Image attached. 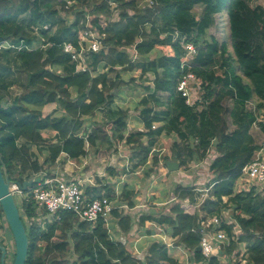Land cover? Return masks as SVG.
<instances>
[{
  "label": "trees",
  "instance_id": "trees-1",
  "mask_svg": "<svg viewBox=\"0 0 264 264\" xmlns=\"http://www.w3.org/2000/svg\"><path fill=\"white\" fill-rule=\"evenodd\" d=\"M67 1L73 2L69 10L65 9ZM151 1L152 5L141 8L138 0H114L119 5V19L108 22L99 16H111L113 10L107 3L97 5L95 0H0V84L7 89L6 79L12 72L7 58L11 52L15 55V67L27 76L24 91L9 104L0 93L1 162L10 181L23 183L54 168L62 153L80 163L88 155L84 135H88L89 149L95 153L110 151L117 142L126 141L132 150V169L149 167L151 172L160 162L158 153L150 160V152L163 136L177 135L170 160L177 161L180 168L204 160L214 148L217 156L209 169L214 179L208 185V197L200 212L188 214L177 202L170 214L156 219L143 214L137 224L143 227L146 222H155L165 227L175 244L194 252L196 260L202 261L201 236L192 231L197 227L199 215L221 216L231 211L243 231L240 240L247 244L250 264H264V189L259 192L253 187L246 193L236 192L243 168L260 149L252 134L256 123L264 136V8L252 7L246 0ZM91 4L92 24L106 34L105 49L91 55L92 71L79 73L76 63L63 51V45L76 44L80 39L81 18ZM199 7L200 16L196 12ZM60 10L76 12L74 22L67 24ZM222 12L228 18L229 42L220 43L207 36L215 26L216 16ZM175 31L184 35L186 43L198 47L190 70L181 68L184 49L174 42ZM138 39H142L137 46L138 54L146 60L140 69V84L144 85L147 74H151L154 89L146 86L147 95L135 106L141 109L143 130L126 135L130 109L116 105L119 94L115 95L114 90L124 82L121 74L137 70L126 48ZM8 43L16 48H8ZM116 68L121 71L115 80L109 81V72ZM188 71L197 78L194 92L202 94L193 106L186 103L177 89ZM134 82L131 79L126 84ZM252 101L256 110L249 107ZM51 104H56V110L45 115L44 107ZM103 109L106 122L90 127L91 119ZM262 111L263 121L258 122ZM45 131L56 132V141L48 143L43 136ZM196 189L179 185L174 194L179 201L197 204L202 194ZM86 194L117 199L130 208L135 206L127 186L120 190L119 196L110 186L100 190L88 188ZM20 211L29 238L26 264H71L66 256L69 257L72 247L76 256L72 264L179 262L172 255L175 251L162 241L149 247L144 263L139 261L122 241L112 236L103 220L92 225L79 222L72 213L61 212L52 223L42 227L36 221L39 217L32 202L23 203ZM0 216L3 230L8 222L1 206ZM24 216L29 222H25ZM112 217L121 233L127 235L134 229L131 215L113 211ZM222 228L232 235L233 226ZM10 234H0L2 245L5 246V239H11ZM236 248L241 246L233 243L226 253L230 255ZM1 254L0 251V264ZM208 264L219 263L213 257Z\"/></svg>",
  "mask_w": 264,
  "mask_h": 264
},
{
  "label": "built area",
  "instance_id": "built-area-1",
  "mask_svg": "<svg viewBox=\"0 0 264 264\" xmlns=\"http://www.w3.org/2000/svg\"><path fill=\"white\" fill-rule=\"evenodd\" d=\"M95 1L97 2V5L107 3L110 9L113 10L111 16L100 15V19L108 22L117 21L119 19L120 10L118 3L114 2V0ZM138 3L139 7H142V4L139 2V0ZM144 4V6H147V4L152 5L153 3L151 0H145ZM72 5V1H67L65 9L69 10ZM89 7L93 8L94 6L93 4H91V6ZM87 8H85L83 12V17L81 18L80 22L82 28L80 31V39L77 41L76 44L73 42H66L63 45V51L66 54L70 55L72 61L76 63V72L79 73L92 71V67L89 65V59L91 55L99 53L100 51L105 49L104 41L106 39V34L100 32L96 27L93 26L92 23L94 17L91 13L92 9L88 10ZM66 10H60V15L62 12H67ZM45 29H48V27H45ZM35 34L39 35L38 29H35ZM173 38L174 42H176L178 45H182L184 49V59L181 65L182 70H190L192 68L194 57L197 54L198 47L195 46L193 43H186L184 35H181L178 31H175ZM141 42L142 39H138L134 45L126 48V53L129 55L133 63H137L140 59V56L137 51V46L140 45ZM7 45L8 48H16L12 44L8 43ZM27 49L29 51L33 50L30 48ZM147 77L148 81L144 83H146L148 87L154 89V76H151V74H147ZM195 83H197L196 75L192 71H188L187 73H185L184 77L179 82L177 88L178 91L182 94V96L186 98V103L190 106H193L195 104V101H193V94L196 93V91L194 92ZM19 95H14L12 98H9V101H11L13 98L18 97ZM198 100L200 101L201 98ZM258 117V122H262L263 111L258 114ZM255 125L258 124L256 123ZM84 137L86 143V150L88 152V135H84ZM118 143H122V147H124L123 150H120L118 152V156L122 157L125 160L124 166L126 168V171H129L132 168L130 167L131 156L128 154L129 152H127L126 141ZM212 151L216 153L214 148L210 149L207 158L200 162H196L195 167H200L201 164L208 163L209 160L213 161L217 156V153L216 156H214L212 159ZM155 153H158L160 167L162 169H165L166 163L163 158L165 154L164 150L153 148L150 152V160ZM61 156L66 157L69 160L70 164H72L76 168H82L88 165L87 156L81 158V166H79L75 161H72L67 156V154L62 153ZM59 160L60 157L56 161V164ZM37 177H40L41 181L37 184L34 183V185L32 187H29L27 191L22 190L19 182L12 180L9 187V191L14 197L17 204V197L21 199L22 204L29 202H32L34 204V207L36 208V213L39 217L36 219V221L42 227H45L47 223H52L55 220L54 216H56L57 214L61 212H69L72 213L78 219V221L82 223L84 222L95 225L99 220H103L105 223V227L109 230V232H111L110 220L113 211H118V213L123 215H127L130 211V207L127 203H118L117 199L111 200L106 196L89 197L86 194L87 185H85L80 179H68L65 175L53 173L52 169L49 171L41 172L39 175L35 176V178ZM95 177H98V175H91L90 178L87 180V182L90 183V185H88L89 188H96L92 186L94 184V181L96 180ZM253 187H255L259 192H261L263 189L262 187H264V142L260 144V149L255 153L252 161L243 168L242 175L236 185V192L246 193L251 191ZM196 190L203 193L200 202L196 205H193L189 201L185 200L184 204L181 205V208L186 213L191 215H195L196 213L200 212L198 208L201 207L202 203L208 197L209 193L208 187H205L204 190H198V188ZM115 192L116 196H119L120 188L117 187ZM176 199L177 197L175 196V194L172 195L171 201H174ZM229 213L231 214V216L228 217L227 215ZM224 225L233 226L231 236L227 233L226 229L222 228ZM164 230L165 227L161 226L158 228L159 237H162L161 235ZM192 231L199 233L201 236L199 249L202 255V261L196 260L194 252L187 250L184 246H180L179 248H181V250H183L182 248H184V254L186 256V259L184 262H178L176 264H208V261L213 257L217 258L219 264H250L247 244L240 240L243 231L236 222L235 218L232 217L231 211L224 212V214L221 216L212 215L204 217L202 214H200L197 219V227ZM171 239L172 242L168 244L166 242L165 237L164 239L162 237V241L164 240V243L168 246V248L174 246L175 239ZM233 243L238 244V246H241V248H236L232 252V254L228 255L226 253V249L230 248ZM128 250L131 251L130 249ZM68 254L69 256L75 255L73 247L68 252ZM132 254L139 261H143V263L145 262V259L148 255V253H146L144 254V256H142L141 253H139L135 249ZM75 260L76 258L73 259L70 263L72 264Z\"/></svg>",
  "mask_w": 264,
  "mask_h": 264
},
{
  "label": "crops",
  "instance_id": "crops-1",
  "mask_svg": "<svg viewBox=\"0 0 264 264\" xmlns=\"http://www.w3.org/2000/svg\"><path fill=\"white\" fill-rule=\"evenodd\" d=\"M153 58L154 55L152 56V59ZM145 61V59H142L140 57V59L136 63V71H140ZM119 71H121V68H116L114 71L109 72L108 80H115ZM126 75L128 74L125 73L119 76L125 83L123 82L118 90H114V93L115 95L119 94V96L115 100L116 105H123L130 109L128 127L126 132V135H128L130 133H135L139 130H143L144 126L140 118L141 109L135 110L136 108L134 107V104L137 105L142 97L146 96L148 92L145 89V87L147 86L146 83H143L144 85L140 84L139 86V82L137 81L135 84L137 90L136 95L122 101L121 99L125 98L124 96H126V94H129L128 92H130L128 91L130 86L126 84ZM130 96H132L131 93ZM132 99H135L137 103L132 102ZM55 105L56 104H51L44 107L43 113L45 115H52L53 113L50 114V108ZM56 108L54 110H56ZM155 111L158 112L160 110L159 108H155ZM105 119L106 112L105 109H103V111L101 110L97 113L93 120L91 119V124H93L94 121H102L104 123L106 122ZM43 136L48 141V143H53L56 141V132L54 131H45L43 132ZM177 139L178 137L176 134L163 136L157 141V144L154 147L164 150L165 156L170 155L171 157L172 146ZM115 148L116 147H114L110 151L101 150L97 153L89 149L87 160L90 165L82 168L74 167L72 164H70L69 160L66 157L60 156V160L58 161L57 165L52 168V170L53 173L65 175L68 179H80L85 185H87V189L89 188L88 185H90L87 180L91 175H98V177L100 178L96 179L94 181V184L92 185L93 187H96L95 189L97 190H100L102 186H110L114 190H116L117 187L122 190L124 186H127V189L131 192V197L135 205L133 208H130V211L128 212V214L131 215L135 221L134 229L127 235L121 233L117 229L116 221L113 217H111L110 230L112 236H114L116 239H119L123 243L125 242V245L128 244V249H130L131 252H133L135 249L139 253H141L142 256H144V254L148 253L149 247L153 243L162 240L163 236L166 238L167 242V240H169L168 238L170 237L166 234V231L162 233V237H159L158 228L161 226L155 223L146 222L143 227H140L137 224V221L143 214L152 215L154 219L159 218L160 215L170 214L171 209L165 207L170 203L167 196L168 189L170 184L174 185L173 181L171 180H174L176 177L179 178L181 170L178 171V174L177 172H170L167 167L165 169H162L159 166L153 172H151L149 167H141L137 169L131 168V170L126 171V168L124 166L125 160L122 157L118 156V152H114ZM126 148L127 152H129L128 154L132 156L131 148L128 149V146H126ZM99 162H102V164L107 162V165H105V167L103 168L104 170H96L98 168V165L100 164ZM131 163L133 166V162ZM77 164L81 166L82 161L80 160V163ZM198 184L199 181L195 182L194 185L198 186ZM179 185L180 184L174 185L172 195H174V190ZM170 240L172 239L170 238Z\"/></svg>",
  "mask_w": 264,
  "mask_h": 264
},
{
  "label": "rangeland",
  "instance_id": "rangeland-1",
  "mask_svg": "<svg viewBox=\"0 0 264 264\" xmlns=\"http://www.w3.org/2000/svg\"><path fill=\"white\" fill-rule=\"evenodd\" d=\"M144 1L145 0H139V2L142 4V5L140 4L142 7L145 5ZM246 1H248L252 7L259 6V7L264 8V0H246ZM87 9L91 10L92 7H89ZM196 12H197V15L200 16L201 12H202L201 7L197 8ZM61 15L66 20L67 24H70V23L74 22V20L76 18L75 17L76 12H74V13L73 12H62ZM207 37H208V39H210L211 37H214L220 43L229 42L228 18H227V15H226L225 12L219 13L216 16L215 26L212 29L209 30ZM230 51H231V49H230ZM14 57H15V55L11 52L10 56L7 58V59H10L11 67H12V72L8 75L9 77H7V79H6V81H8V82L5 81L6 85L8 86L7 89L4 90L2 88V84H0V93L3 94L4 97L8 100V102H7L8 104L10 103L9 98H12L14 95H19V94H21L22 91H24L25 82L27 80V76L23 72V70L15 67ZM3 64H7V62L4 61ZM127 74L128 75H126V78H125L126 81L130 82L131 79H135V82L133 84H130V87H129V90H128L130 92H128L129 94H126V96H124L125 98L121 99L122 101L127 99V98H129V97H134L136 95V93H137L135 84L138 81L139 82V86H140V83H141L140 80H138L139 76H140V71L139 70L135 71L133 73L127 72ZM130 93H131L132 96H130ZM201 95L202 94H200L199 91H198L197 94L194 93L193 101H197L198 99H200ZM131 101L137 103L135 101V99H132ZM135 106H136V104H134V107ZM227 106L231 107V102H228ZM53 107L56 108V105L53 106ZM53 107L50 108L51 109L50 110L51 111L50 114H52L53 111H55L54 110L55 108H53ZM249 107L251 109L255 110V107H256L255 102L252 101V103L249 104ZM135 110H137V109H135ZM134 112H136V111H134ZM102 124H103L102 121L101 122L94 121V123L91 124L90 126H98V125H102ZM230 125L232 126L231 122H230ZM252 134H253V136H254V138H255V140H256L258 145H260L262 142H264V136H263V134L261 132V127L259 125H255L253 127ZM119 146H121V147H119ZM115 147L116 148L114 149V152H119L120 150L124 149V147H122V143H118V142L116 143ZM128 149H130L129 146H128ZM214 156H216V153L212 151L211 152V158L213 159ZM163 157H167V158L171 159L170 155L165 156V154H164ZM164 160H165V163H166L167 162L166 159H164ZM211 162H212V160H209L208 163L201 164L200 167H195L196 162H192V163H190V165L186 169L184 167L180 168L181 173L179 174V172H177L179 174V178L176 177L174 180H171V181H173L174 185L180 184V185H186V186H192V187L195 186L196 188H198V190H204L205 187H208V185L212 184L213 179H214V176L209 171ZM99 163L100 164L98 165V168L96 170H100V169L104 170L103 168L105 167V165H107V162H105L103 164H102V162H99ZM88 165H90L89 162H88ZM87 166H85V167H87ZM130 167H132V163L130 164ZM11 176L13 177V173H11ZM95 178L96 179H100L99 177H95ZM197 181H199V184H201V185H199V184H198V186L194 185L195 182H197ZM174 185L170 184L169 185V189H168L167 196H168V199H169L170 203L167 206H165V207L169 208V209H171L173 206L178 204L177 202H179L180 205L184 204V201L182 202V201H179L178 199H176L174 201H171ZM262 188L264 189V187H262ZM202 192H204V191H202ZM174 193H175V191H174ZM201 194H203V193H201ZM201 198H202V196H201ZM17 202H18L19 207L21 208L23 204H22L21 199L19 197H17ZM197 202L199 203L200 201H197ZM192 204L196 205L194 203H192ZM200 209L201 208H198L199 211H200ZM227 216L229 217V216H231V214L229 213ZM49 218H51V217H49ZM1 220L2 219H1V216H0V223L2 222ZM24 220H25V222H29V219L26 216H24ZM165 230H166V228H165ZM7 233L10 234L11 232H10V230L8 228V225L6 224L4 229L0 230V234L1 235H4V234L7 235ZM10 237H11V239H5L4 240L5 246L7 247V251H8L7 256H6V264H13V261H14L15 242H14V239L12 238L11 234H10ZM168 239L169 240H167V242L171 243L172 240H170V238H168ZM160 241H162V240H160ZM162 243H164V240L162 241ZM180 246H178L174 242V246L173 247H169V249H171L172 251H175L172 255L174 257H176L179 260V262H184L185 259H186V256L184 254V248H182L183 250H181V248H179ZM126 247L128 248V244L126 245ZM66 258L69 261H72L73 259H75V255L74 256H69V257L66 256ZM141 262H143V261H141Z\"/></svg>",
  "mask_w": 264,
  "mask_h": 264
},
{
  "label": "water",
  "instance_id": "water-1",
  "mask_svg": "<svg viewBox=\"0 0 264 264\" xmlns=\"http://www.w3.org/2000/svg\"><path fill=\"white\" fill-rule=\"evenodd\" d=\"M166 167L170 172H178L180 165L177 161L168 160ZM40 177L32 178L20 183L23 191H27L34 183H39ZM11 181L5 165L0 159V205L8 222L15 242V258L13 264H26L29 248V238L26 224L23 221L19 205L9 191ZM125 243V242H124ZM1 264H6L7 247L0 241Z\"/></svg>",
  "mask_w": 264,
  "mask_h": 264
},
{
  "label": "flooded vegetation",
  "instance_id": "flooded-vegetation-1",
  "mask_svg": "<svg viewBox=\"0 0 264 264\" xmlns=\"http://www.w3.org/2000/svg\"><path fill=\"white\" fill-rule=\"evenodd\" d=\"M7 253H8V251H7Z\"/></svg>",
  "mask_w": 264,
  "mask_h": 264
}]
</instances>
